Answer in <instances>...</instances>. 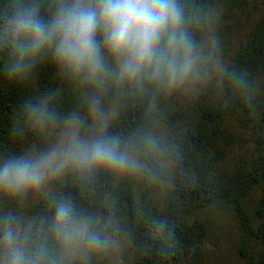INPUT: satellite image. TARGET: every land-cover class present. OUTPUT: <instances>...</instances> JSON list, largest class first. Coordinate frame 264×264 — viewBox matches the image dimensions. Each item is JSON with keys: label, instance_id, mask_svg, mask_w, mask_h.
I'll list each match as a JSON object with an SVG mask.
<instances>
[{"label": "trees", "instance_id": "trees-1", "mask_svg": "<svg viewBox=\"0 0 264 264\" xmlns=\"http://www.w3.org/2000/svg\"><path fill=\"white\" fill-rule=\"evenodd\" d=\"M250 1L222 0L230 11L244 13ZM76 2L94 5L96 0H0V163L25 158L31 145L39 148L45 129L68 121L81 125L113 103L117 110L89 141L114 139L127 164L66 166L34 204H28L26 191H0V229L15 231L29 254L43 251L63 257L64 264H104L109 240L123 237L130 242L131 264H206L207 221L200 214L221 203L240 227L242 264H264V87L258 86L264 74V15L217 76L218 90L192 100L184 120L177 101L167 100L172 87L166 74L153 78L146 69L135 79H120L107 52L104 71L94 79L56 61L50 48L21 57L31 33L19 30V18H32L25 23L33 26L50 25L62 7ZM176 3L193 56L204 44L212 0ZM20 64L24 67L10 71ZM237 112L257 117L255 155L229 174H217L233 143L224 123ZM154 123L160 134L153 133ZM255 191L258 199L247 207ZM62 201L88 218L97 237L86 261L64 257L54 236V208ZM5 250L0 245V259Z\"/></svg>", "mask_w": 264, "mask_h": 264}, {"label": "clouds", "instance_id": "clouds-1", "mask_svg": "<svg viewBox=\"0 0 264 264\" xmlns=\"http://www.w3.org/2000/svg\"><path fill=\"white\" fill-rule=\"evenodd\" d=\"M31 19L19 18V30L31 33L21 57L50 48L56 61L86 79L104 71L103 52L115 60L120 79L132 80L150 69L153 78L166 74L171 87L194 68L192 44L181 30L182 12L176 0H96L94 5L76 2L62 7L50 25L25 23ZM23 67L14 65L10 71ZM126 164L114 139L84 142L70 133L39 155L0 163V191L15 195L39 189L66 166L87 169ZM52 228L70 256L77 252L83 256L81 246L92 247L97 241L88 218L77 216L67 201L56 203ZM0 245L6 249L0 264H64L63 257H49L43 251L29 254L10 227L0 229Z\"/></svg>", "mask_w": 264, "mask_h": 264}, {"label": "rangeland", "instance_id": "rangeland-1", "mask_svg": "<svg viewBox=\"0 0 264 264\" xmlns=\"http://www.w3.org/2000/svg\"><path fill=\"white\" fill-rule=\"evenodd\" d=\"M222 0H212L209 11L208 31L204 44L194 53V68L182 81L171 86L167 100L177 101V107L184 120L189 119L188 106L190 102L203 91L209 94L218 90L217 76L227 65L229 58L236 52L241 42L246 38L249 29L264 15V0H251L249 11H230ZM259 87H264V74L259 77ZM117 104H110L103 114L92 116L88 121L83 120L81 125L68 121L61 126L49 127L44 130L45 142L38 148L29 146L26 157H33L47 151L58 144L66 135L75 133L84 142H88L95 133L105 126L114 112ZM225 133L233 143L226 148L224 163L217 170V174H229L234 166L241 161L249 162L255 155V139L259 134L257 117L254 114L245 115L235 113L224 123ZM154 134H160V126L152 125ZM152 133V132H151ZM33 146V147H32ZM64 170L51 177L39 189L28 190V204H34L49 190L52 181L59 180ZM163 191L155 193V201H160ZM258 199L255 191L247 199L245 205L250 207ZM207 221L205 242L202 253L206 264H242L239 255V246L242 242L240 227L233 214L221 203H217L200 214ZM84 255L79 252L70 256L63 250L64 257L73 261H86L92 247L81 246ZM104 264H131L132 250L130 242L123 237L120 240H109V247L104 254Z\"/></svg>", "mask_w": 264, "mask_h": 264}]
</instances>
